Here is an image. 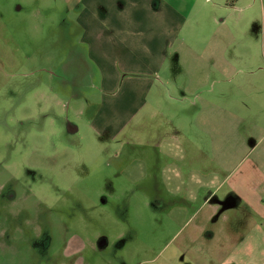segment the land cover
<instances>
[{
    "label": "rangeland",
    "instance_id": "374dc122",
    "mask_svg": "<svg viewBox=\"0 0 264 264\" xmlns=\"http://www.w3.org/2000/svg\"><path fill=\"white\" fill-rule=\"evenodd\" d=\"M231 1L0 0V264H218L264 229Z\"/></svg>",
    "mask_w": 264,
    "mask_h": 264
},
{
    "label": "crops",
    "instance_id": "0c3cea01",
    "mask_svg": "<svg viewBox=\"0 0 264 264\" xmlns=\"http://www.w3.org/2000/svg\"><path fill=\"white\" fill-rule=\"evenodd\" d=\"M231 2L235 3L236 5H233L231 7L227 6L226 8L231 9L232 14L235 13V17H237L235 21L237 23H243L244 25L248 23L251 24L255 32L252 38L250 37L251 39H249L248 37L244 39V37L242 36L234 35V38H231V43L235 45V47L240 43L241 45L243 43H252L254 49L235 51L233 52V54L236 57L240 58L254 57L251 55H260L264 57V44L263 46L261 44V40L264 42V0H232ZM222 4L223 2H219L218 5L223 6ZM239 11L244 14L240 15ZM238 47L240 48L241 46ZM251 52H253L254 54ZM261 53L263 55H261ZM219 71H221V69ZM255 73L256 72L254 69H250L246 73L242 82L243 91H245L246 93L250 91H258L259 94L256 97H249L258 98L257 100L254 99L253 102L256 104L264 105V81L260 77L250 79V74ZM259 81L262 82L259 83ZM253 164L255 165V168L257 169L259 175L262 177V181H264V163L261 159L257 158V160L253 161ZM247 177L248 176H245L246 180ZM217 189L218 187L215 188V190ZM156 202L159 204L158 201ZM239 202H243L241 197L228 195L226 196V200L220 201L218 205L220 206V208L228 209L238 206V204H240ZM108 247L109 244L104 246L103 249H106ZM184 262H188L187 264H200V261L190 262L189 260H185L184 258L179 259V262L177 263L185 264ZM218 264H264V229L261 227V225H254L251 228L250 233L246 234V236L243 237L228 253V255L223 258Z\"/></svg>",
    "mask_w": 264,
    "mask_h": 264
},
{
    "label": "flooded vegetation",
    "instance_id": "af4514ba",
    "mask_svg": "<svg viewBox=\"0 0 264 264\" xmlns=\"http://www.w3.org/2000/svg\"><path fill=\"white\" fill-rule=\"evenodd\" d=\"M9 198L12 200V199H14V195H12V194H10L9 195ZM103 246V245H102Z\"/></svg>",
    "mask_w": 264,
    "mask_h": 264
}]
</instances>
